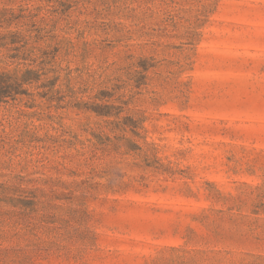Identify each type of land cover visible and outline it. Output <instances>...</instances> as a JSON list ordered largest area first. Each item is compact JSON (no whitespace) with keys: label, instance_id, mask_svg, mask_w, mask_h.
<instances>
[{"label":"rangeland","instance_id":"rangeland-1","mask_svg":"<svg viewBox=\"0 0 264 264\" xmlns=\"http://www.w3.org/2000/svg\"><path fill=\"white\" fill-rule=\"evenodd\" d=\"M26 70L0 264H264V0H0Z\"/></svg>","mask_w":264,"mask_h":264},{"label":"trees","instance_id":"trees-1","mask_svg":"<svg viewBox=\"0 0 264 264\" xmlns=\"http://www.w3.org/2000/svg\"><path fill=\"white\" fill-rule=\"evenodd\" d=\"M4 18V17H2ZM12 36L17 37L16 34H12ZM21 42L20 40H14L12 43H18ZM26 46V42H23L22 45L19 46V49L23 50L18 53H22L19 59H29L28 56L31 54V51L29 53H26L22 47ZM16 50H19L15 48ZM31 60V59H29ZM39 78L38 71L33 70H26L24 71L19 78L11 79L10 76L6 74H0V99H3L7 96H13L15 94H21L24 93V90L21 89L22 85L25 83H30L31 81L37 80Z\"/></svg>","mask_w":264,"mask_h":264}]
</instances>
